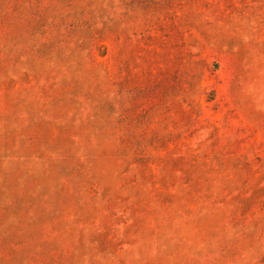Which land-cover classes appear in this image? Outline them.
Instances as JSON below:
<instances>
[{"label": "rangeland", "instance_id": "obj_1", "mask_svg": "<svg viewBox=\"0 0 264 264\" xmlns=\"http://www.w3.org/2000/svg\"><path fill=\"white\" fill-rule=\"evenodd\" d=\"M0 264H264V0H0Z\"/></svg>", "mask_w": 264, "mask_h": 264}]
</instances>
